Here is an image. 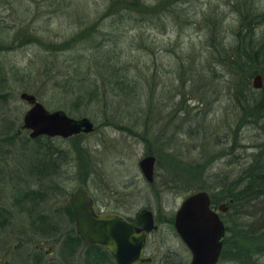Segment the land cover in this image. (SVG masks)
Listing matches in <instances>:
<instances>
[{"label": "rangeland", "instance_id": "1", "mask_svg": "<svg viewBox=\"0 0 264 264\" xmlns=\"http://www.w3.org/2000/svg\"><path fill=\"white\" fill-rule=\"evenodd\" d=\"M123 7L158 11L139 22ZM247 53L256 60L247 62ZM103 65L124 70L126 87H114ZM75 69L105 91L85 110L70 106ZM254 71L263 89H251ZM263 72L264 0H0V196L59 185L55 196L61 197L82 185L94 210L129 219L141 209L151 212L155 229L143 251L149 264H187L189 254L172 227L181 201L264 168V120L243 117L247 107H264ZM21 92L48 112L87 118L93 131L28 139L20 130L27 110ZM144 156L155 159L149 184L137 167ZM48 163L55 170L46 174L54 175L51 185L16 183L22 170ZM246 199L238 201L237 225L247 232H233L226 264H264L258 243L264 198ZM1 226L0 220V264H69L61 247L50 256L32 245L12 249L18 229Z\"/></svg>", "mask_w": 264, "mask_h": 264}, {"label": "water", "instance_id": "2", "mask_svg": "<svg viewBox=\"0 0 264 264\" xmlns=\"http://www.w3.org/2000/svg\"><path fill=\"white\" fill-rule=\"evenodd\" d=\"M250 86L254 90L261 89V76L253 75ZM18 99L29 106L22 116L21 128L29 132L31 139H67L93 131L87 118L72 119L59 110L48 112L31 94L21 92ZM154 161L153 156H144L137 163L148 184L152 182ZM68 204L74 217L75 233L83 245L105 248L116 264H146L149 261L140 254L145 235L155 229L150 211L141 209L137 213L138 228L117 216L98 217L93 214L82 185L71 192ZM207 206V195L196 192L185 197L173 215V230L190 253L188 264H215L219 253L222 226Z\"/></svg>", "mask_w": 264, "mask_h": 264}, {"label": "flooded vegetation", "instance_id": "3", "mask_svg": "<svg viewBox=\"0 0 264 264\" xmlns=\"http://www.w3.org/2000/svg\"><path fill=\"white\" fill-rule=\"evenodd\" d=\"M26 106L28 110L29 106ZM20 130L26 131L21 127ZM17 132L19 133L20 131L18 130ZM28 134V139H37L29 138ZM51 166L52 165L49 163L46 164L45 167H42L41 164L31 165L29 168L22 170L24 172V178L20 181L17 180L16 183H18L19 185L21 184V186L25 185V187H29V185L32 186V184L35 186L38 183H47L51 185L54 175L46 176V174H48L49 172H55V170L52 169ZM7 182L9 183V181ZM233 184V179H231L227 182L226 185L220 186L216 190L211 191L212 189L207 190L203 188L199 189V191H196L204 192L207 195L208 210L215 215L216 219L222 226V235L219 239L220 249L215 264H226L232 259L233 256V195L235 193ZM51 187L52 186H46L45 192H42L40 189H38L24 191V194L21 196H0V203H3L6 207V209H0V216H2L0 219L2 222L1 228H10L15 231L16 229H18L17 237L19 239L17 241V244L12 245V249L16 247L22 249V246L24 247L27 245L30 247L32 245V248L35 252H39L44 256H50L52 255V252L57 249L56 247H61L62 250H65L67 253L69 264H108L109 261L111 264H116L113 257L105 248L97 245L86 246L82 244L81 240L75 233L74 217L71 207L68 204V197L71 192L66 196L63 195L61 197H56L55 194L60 192L59 189L61 188L59 185H55L52 187L53 190L51 189L50 191ZM89 200L91 203V210L94 215L98 217L117 216L137 228L140 227V222L137 220V214L133 219H129L123 218L113 213H107L101 210L97 211L94 210V203L92 199L89 198ZM151 232L145 235L140 254L141 258L149 260L146 264H149L151 260L147 257H143V251L145 248L147 237ZM28 235L36 236L37 241H32L29 238L27 239L26 236ZM179 241L188 252L183 242H181L180 239ZM188 254L190 261V253L188 252ZM105 257H108L109 259ZM51 261H53V259H48V263ZM2 262V264H8L5 260H3ZM43 262L44 261L40 260L38 264H43Z\"/></svg>", "mask_w": 264, "mask_h": 264}, {"label": "trees", "instance_id": "4", "mask_svg": "<svg viewBox=\"0 0 264 264\" xmlns=\"http://www.w3.org/2000/svg\"><path fill=\"white\" fill-rule=\"evenodd\" d=\"M122 9L126 10L127 12H132V13L137 14L136 20H138L139 22L150 21L152 19V15H156L157 11H158V10H155L151 7H123ZM117 14H120V13H117ZM119 17L120 16H118L117 18H119ZM148 18H151V19H148ZM76 47L77 46H75V45L69 46V48H74V49H76ZM245 57L247 59V62H253L254 60H256V56L253 55L252 53H251V55L248 53L245 54ZM80 62H81V60H79L76 64L80 65ZM237 62L238 63L240 62L239 58H237ZM112 66L113 65L108 67V66L103 65L102 67L108 68V69H106L107 72H112L111 76H113L112 79H113V82L115 84L114 87L118 86V90H120L121 88H125L127 83L125 82L126 79L124 78V75H123V74H125L124 70L116 69ZM241 66H243V63H239L238 68H240ZM81 70L75 69L73 71V74L75 75L76 78L69 77V94H72V95L74 94V96H75L74 101L72 104H70V106L73 107L74 109H77L78 107L82 106V109L85 110L89 104L95 103L100 98H103L105 91L103 89L99 90L97 88V85L95 84V82H93V81L89 82L90 80H89L88 74L85 73L88 70V68L86 69V71H81ZM254 72H252V73H254ZM115 73H116V75L114 78ZM255 73H258V72L256 71ZM263 75H264V72H263ZM78 76H80V78ZM261 89H263V87ZM263 108L264 107H262L260 104L255 105V106L254 105L250 106V108L247 107L245 110V113L243 114V117L254 118L255 116H258L257 119L264 120V118H263L264 113H262L263 117L261 116V112H264ZM249 118L244 123H250L251 120L249 121ZM45 139L47 141L50 140L49 138H45ZM242 173L243 174L240 175L241 177L237 176L236 177L237 180L233 181L234 187H236V188L240 187L239 188L240 190L235 192L233 195V199H234V205H233L234 229H233V232H234V236H240V237H241L240 234H244L247 231L244 229L243 230L239 229V227H242V225H237V224H239V222H237V217L239 216V214L242 210L241 205H240V203H238V201L241 202V200H243L244 198L246 199L247 197H249L251 195H254L255 199L259 198V197L264 198V168L259 173H257V174L255 173L254 175L250 174V173H246V172H242ZM262 226H264V225H262ZM263 230H264V227L262 228V231ZM260 232L261 231H259V233ZM260 237H259V239H262L263 241L260 242L258 239V243L264 244V233H262V235ZM241 239L243 240L245 238H241ZM251 241H253V240L251 239ZM254 242L257 243L256 240H254L253 243Z\"/></svg>", "mask_w": 264, "mask_h": 264}]
</instances>
